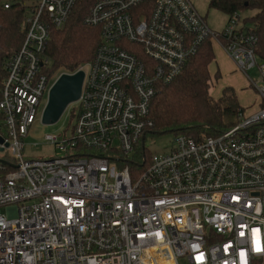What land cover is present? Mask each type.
Returning a JSON list of instances; mask_svg holds the SVG:
<instances>
[{"label":"built area","instance_id":"2783aa9c","mask_svg":"<svg viewBox=\"0 0 264 264\" xmlns=\"http://www.w3.org/2000/svg\"><path fill=\"white\" fill-rule=\"evenodd\" d=\"M76 1L31 0L6 63L0 264H264V61L236 13L216 32L190 0H93L84 21L99 42L80 67L69 137H44L63 154L23 156L51 85L45 46ZM206 39L242 74L257 69L258 109L215 135L175 134L168 152L151 153L152 98Z\"/></svg>","mask_w":264,"mask_h":264},{"label":"trees","instance_id":"16d2710c","mask_svg":"<svg viewBox=\"0 0 264 264\" xmlns=\"http://www.w3.org/2000/svg\"><path fill=\"white\" fill-rule=\"evenodd\" d=\"M93 0H77L62 27L53 29L45 46L49 60L48 75L74 72L91 60L99 42L97 27L87 24L84 16ZM31 0H0V90L7 76L6 63L17 52L24 38V18ZM7 5V7H5ZM208 7L228 15L241 10L245 28L257 36L256 54L264 61V0H208ZM213 44L206 39L170 83L162 85L150 103L151 126L148 135L165 132L191 137L211 136L237 123L242 112L235 90L223 86L217 98L211 95L209 64L214 61ZM215 70L213 79L218 80ZM3 114L0 112V132ZM9 169V168H8Z\"/></svg>","mask_w":264,"mask_h":264},{"label":"rangeland","instance_id":"374dc122","mask_svg":"<svg viewBox=\"0 0 264 264\" xmlns=\"http://www.w3.org/2000/svg\"><path fill=\"white\" fill-rule=\"evenodd\" d=\"M192 4L194 5L197 12L204 18L209 28L213 31H220L222 30L225 25L228 23V15L225 13H222L216 9L209 8L208 7V0H190ZM253 14L249 10H241L239 12L240 17L237 19L239 26H249V23H243L242 22V16L245 15H251ZM213 50L217 54L218 53V46L216 44L213 45ZM217 59V55H216ZM215 59V61H216ZM86 64V63H85ZM83 64L82 66H84ZM216 65H218L216 62H211L209 64V72L212 79V86H211V95L213 98H217L220 94L221 88L224 85V80L213 79L214 72L216 69ZM242 74V73H241ZM243 75V76H242ZM235 74L234 79L239 83L241 88H244L239 92L238 102L242 106V113L243 116H246V114H249V106L252 105L254 102L255 104L252 106H256L257 102L259 101V96L257 92L254 89V86L250 85L249 80H256V77L258 75L257 69H250L247 72V76L243 73ZM57 77V74L55 76H51L52 83L54 79ZM46 94L47 91L44 92L43 97L40 100V103L38 105V113H41L43 106L46 101ZM76 108V103L69 104L59 120L54 124L45 125L40 122V117L37 118L36 121H34L29 127L28 132L24 138V149H23V156L25 158H48L53 156H60L62 155V151H59L57 148L54 147V145L47 142L44 137L45 135H50L57 140L61 141L62 138L65 136L66 138L69 137L70 134V127L72 125L73 121V112ZM252 108V107H250ZM175 136L174 132H165L159 135H147L145 138L144 144L146 149L151 153H166L170 150L173 138ZM7 208L6 206H0V213L6 214Z\"/></svg>","mask_w":264,"mask_h":264},{"label":"water","instance_id":"95a60500","mask_svg":"<svg viewBox=\"0 0 264 264\" xmlns=\"http://www.w3.org/2000/svg\"><path fill=\"white\" fill-rule=\"evenodd\" d=\"M84 72L78 68L74 72H62L51 83L40 115L45 125L56 123L66 107L79 99Z\"/></svg>","mask_w":264,"mask_h":264},{"label":"crops","instance_id":"0c3cea01","mask_svg":"<svg viewBox=\"0 0 264 264\" xmlns=\"http://www.w3.org/2000/svg\"><path fill=\"white\" fill-rule=\"evenodd\" d=\"M218 50L219 51L217 54L214 52V55H215L214 62H216L218 64V65H216L215 70H217L219 72V75H220L219 79L224 80L225 83L223 86H231L235 90L236 96L238 97L237 94H239V92H241V90L244 88L240 87L239 83L234 79V75L237 73L240 75H242V74H241V72H239L236 69L233 61L229 57H227V55L222 51V49L220 47H218ZM216 55H217V59H216ZM215 59H216V61H215ZM254 104H255V102L252 105H254ZM257 104H258V102H257ZM257 104L255 107L252 105L249 106V109H247L249 111V113L254 112L255 110L258 109ZM240 106H241V104H240ZM250 107H252V108H250Z\"/></svg>","mask_w":264,"mask_h":264},{"label":"snow or ice","instance_id":"6c2138e0","mask_svg":"<svg viewBox=\"0 0 264 264\" xmlns=\"http://www.w3.org/2000/svg\"><path fill=\"white\" fill-rule=\"evenodd\" d=\"M255 231V230H254Z\"/></svg>","mask_w":264,"mask_h":264}]
</instances>
